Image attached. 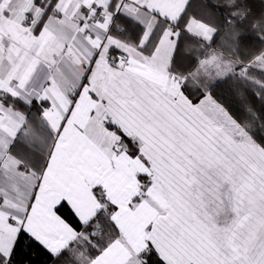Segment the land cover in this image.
Segmentation results:
<instances>
[{
  "label": "crops",
  "instance_id": "0c3cea01",
  "mask_svg": "<svg viewBox=\"0 0 264 264\" xmlns=\"http://www.w3.org/2000/svg\"><path fill=\"white\" fill-rule=\"evenodd\" d=\"M112 2L58 0L48 11L52 0H0V91L28 106L44 105L42 120L55 137L44 173L22 171L10 147L26 117L0 102V254L7 260L21 231L54 257L80 243L75 253L80 264H143L141 254L153 248L152 227L169 203L144 162L136 131L154 104L164 102L185 116L210 95L194 103L197 83L170 71L178 28L166 29L153 54L147 55L110 35ZM189 2L119 0L117 11L144 27V46L157 17L175 24ZM101 14L105 22L98 20ZM186 29L207 42L216 34L195 18ZM118 52L126 55V62H112ZM200 64L220 78L245 74L251 67L264 72V53L250 65L220 52ZM199 111L209 118L208 108ZM31 129L23 137L46 149L47 139ZM116 129L137 145V156L121 147ZM142 178L147 181L145 194ZM96 189L116 207L112 219L120 238L88 261L82 248L89 237L57 209L66 205L83 226L89 225L103 209Z\"/></svg>",
  "mask_w": 264,
  "mask_h": 264
},
{
  "label": "rangeland",
  "instance_id": "374dc122",
  "mask_svg": "<svg viewBox=\"0 0 264 264\" xmlns=\"http://www.w3.org/2000/svg\"><path fill=\"white\" fill-rule=\"evenodd\" d=\"M202 103L185 116L154 104L136 131L169 203L151 245L167 264H264V149L213 98Z\"/></svg>",
  "mask_w": 264,
  "mask_h": 264
},
{
  "label": "trees",
  "instance_id": "16d2710c",
  "mask_svg": "<svg viewBox=\"0 0 264 264\" xmlns=\"http://www.w3.org/2000/svg\"><path fill=\"white\" fill-rule=\"evenodd\" d=\"M57 2L58 0H52L48 11ZM118 3L119 0H113L109 7L114 12L110 35L141 49L147 55H152L164 31L169 27L178 28L177 47L170 71L178 76H189L197 83L199 91L193 96L194 103L205 95H210L264 149V72L251 67L246 74L235 72L220 78L215 71L205 70L200 64L201 60L211 57L214 52H220L242 65L252 64L263 54L264 0H190L177 23L171 25L157 17L152 35L144 46H141L144 27L118 12ZM191 18L216 30L210 42L200 40L187 31L186 26ZM0 102L26 117V123L11 145L10 153L21 161L22 171H35L42 175L55 142V137L42 120L44 105L35 103L28 106L1 91ZM27 128H32L37 137L47 139L46 149L39 148V144L23 137ZM116 131L122 136L121 147L126 148L131 156H137V145L118 129ZM142 180L145 194L147 181L143 178ZM95 194L103 209L89 225L83 226L66 205L57 209L77 231L89 237L90 241L82 248L88 253V261L120 238V232L112 219L116 207L107 200L101 189H96ZM80 246V243H74L54 257L28 233L21 231L10 259L7 260L0 254V264H80L75 254ZM140 258L143 264H167L151 246Z\"/></svg>",
  "mask_w": 264,
  "mask_h": 264
},
{
  "label": "built area",
  "instance_id": "2783aa9c",
  "mask_svg": "<svg viewBox=\"0 0 264 264\" xmlns=\"http://www.w3.org/2000/svg\"><path fill=\"white\" fill-rule=\"evenodd\" d=\"M98 20L101 21V22H105V21H106L105 15H104V14H101V15L99 16ZM126 60H127L126 55H124V54L121 53V52L116 53V54L112 57V62H113L114 64L124 63V62H126Z\"/></svg>",
  "mask_w": 264,
  "mask_h": 264
}]
</instances>
